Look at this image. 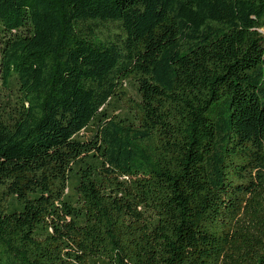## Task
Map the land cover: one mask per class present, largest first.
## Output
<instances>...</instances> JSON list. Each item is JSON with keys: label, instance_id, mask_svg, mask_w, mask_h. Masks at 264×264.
<instances>
[{"label": "trees", "instance_id": "1", "mask_svg": "<svg viewBox=\"0 0 264 264\" xmlns=\"http://www.w3.org/2000/svg\"><path fill=\"white\" fill-rule=\"evenodd\" d=\"M262 29L264 0H0V264H264Z\"/></svg>", "mask_w": 264, "mask_h": 264}, {"label": "rangeland", "instance_id": "2", "mask_svg": "<svg viewBox=\"0 0 264 264\" xmlns=\"http://www.w3.org/2000/svg\"><path fill=\"white\" fill-rule=\"evenodd\" d=\"M261 32L264 34V29H262ZM128 87H129L131 94L134 96V91H133L132 86L128 85ZM5 99H6V91L0 85V107H1V103H3L5 101ZM110 109L114 110V115L122 114V112L124 111L122 105L119 102L113 103ZM80 135L83 137V139L88 140L90 138L91 131L85 130V131L81 132Z\"/></svg>", "mask_w": 264, "mask_h": 264}]
</instances>
